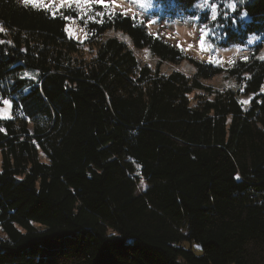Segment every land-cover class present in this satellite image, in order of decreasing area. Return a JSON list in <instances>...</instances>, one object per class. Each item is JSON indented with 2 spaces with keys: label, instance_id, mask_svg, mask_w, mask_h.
Instances as JSON below:
<instances>
[{
  "label": "trees",
  "instance_id": "obj_1",
  "mask_svg": "<svg viewBox=\"0 0 264 264\" xmlns=\"http://www.w3.org/2000/svg\"><path fill=\"white\" fill-rule=\"evenodd\" d=\"M151 2L216 27L219 50H258L223 68L100 7L79 43L63 16L0 0V264H264V0ZM183 61L192 76L160 72ZM221 74L237 89L204 86Z\"/></svg>",
  "mask_w": 264,
  "mask_h": 264
},
{
  "label": "rangeland",
  "instance_id": "obj_2",
  "mask_svg": "<svg viewBox=\"0 0 264 264\" xmlns=\"http://www.w3.org/2000/svg\"><path fill=\"white\" fill-rule=\"evenodd\" d=\"M20 2L24 3V0H19ZM241 2H244L245 0H239ZM45 2L53 3L54 5H59L61 0H45ZM107 3L112 4L113 7L110 9L112 13H121L125 16L132 17L133 13L137 14V11L140 12L143 15H148V12L150 10H155L151 0H106ZM237 2V1H236ZM235 2H231L228 4V6L231 9V12L233 11L231 8V4ZM31 4V3H30ZM212 5L209 2H201L195 10L198 8L201 11L206 10L209 13V21L213 22L215 20H212ZM216 5V4H215ZM236 5V3H235ZM217 6V5H216ZM97 7H100L103 9L102 6L93 4L92 9L90 12H88V15H91L93 12V9H96ZM132 8V9H130ZM46 11L50 12V14L55 12V15L59 16H71L73 20H75V23H72L71 21H67V25H70L72 27V30L74 32V36L70 37L75 41H78L79 43H84L88 38V33L86 30L85 20H87V16H84L83 19L79 18L80 10L76 9L75 4L73 3L72 7H67V0H65V7H57L54 9H45ZM105 10V9H103ZM53 15V14H52ZM216 16L218 17V6L216 11ZM243 21H247V18L245 17L244 13L242 14ZM166 17L162 16L161 20L159 22H152L150 20H147L146 18L140 19L141 22L145 25L146 30L152 34V35H158L162 39L170 42L171 44L179 47L184 52H186L189 56L198 59L200 61H205L208 63H213L215 65H219L223 68H225L230 60L242 58V56H247L249 52H254L255 50H258L257 48L259 45L257 44L259 42V39L250 37L248 39V46L245 48H237V47H231L228 49H218L215 45L209 43L207 39H209V36L212 34V32L215 31L216 27H210L209 25L201 26L197 22H169L164 23ZM161 26V28L159 27ZM168 29L169 33L163 34V30ZM161 35H160V34ZM69 37V36H68ZM106 37H117L119 40L126 42V44L130 47V49L133 51L134 55L136 56L137 60L140 64L147 65L150 68H154L157 64V60L153 58L147 50H136L134 49L131 44L128 42V40L125 37H122L120 34H115L112 32L107 33ZM201 37H203L204 40V47H201ZM210 40V39H209ZM257 45V46H256ZM251 46V49L249 47ZM208 50L210 52H208ZM84 52L87 54L88 49L85 47ZM259 58L264 60V47H262L259 51ZM173 71L181 72L185 74L186 76L190 77L194 73V69L191 66V64L187 61H183L178 64H162L160 66V72L161 73H170ZM204 86H212L215 90L223 91L225 89H237L236 82L232 79H228L226 77V74H221L215 78H212L211 80L204 81ZM204 95V93H193L189 98L191 101L195 97H198L199 95ZM259 94L264 95V83L259 91ZM251 97H245L241 96L240 101L244 104L246 107L250 101ZM244 101H248V103H244ZM2 107H4L2 105ZM0 107V108H2ZM11 111L10 110V116H4L3 114H0L1 120H8L11 118ZM147 189H149V186L144 183L140 182L138 185V191L137 193H144Z\"/></svg>",
  "mask_w": 264,
  "mask_h": 264
},
{
  "label": "snow or ice",
  "instance_id": "obj_3",
  "mask_svg": "<svg viewBox=\"0 0 264 264\" xmlns=\"http://www.w3.org/2000/svg\"><path fill=\"white\" fill-rule=\"evenodd\" d=\"M30 3L32 7L38 9H54L57 7H65V0H61L59 5H54L53 3L45 2V0H24L25 6H28ZM73 3L75 4L76 9L80 10V14H79L80 19H83L84 16H87V20H85V25H87L89 21L95 23H103V18L106 14L105 11H97L92 15H88V12L91 11L93 4L100 5L103 7V9L109 10L107 12L109 18H111V16L114 15V13L110 11L113 5L107 3L106 0H67V7L71 8ZM231 8L232 10H235L236 8L235 3L231 4ZM216 11H217V6L214 4L212 5V12H213V15L211 17L212 20H215L217 18ZM52 14L55 17L54 11ZM97 16H99L101 19L96 20ZM64 19L71 21L72 23H75V20H73L71 16H66L64 17ZM0 31H2V29H0ZM64 31L67 33L69 37L74 36V32L70 25H66ZM0 43H3V41H0ZM201 47L202 48L204 47L203 37H201ZM25 77H30L31 79H35V77L30 76V73L28 72L23 73V75L20 78H25ZM0 103H2V105L4 106L0 108V114H3L4 116H10V110L12 108L10 99L0 97ZM244 103H248V101H244ZM260 103H264V101H261ZM2 130L3 129H0V131ZM236 179H239V177L237 176Z\"/></svg>",
  "mask_w": 264,
  "mask_h": 264
},
{
  "label": "clouds",
  "instance_id": "obj_4",
  "mask_svg": "<svg viewBox=\"0 0 264 264\" xmlns=\"http://www.w3.org/2000/svg\"><path fill=\"white\" fill-rule=\"evenodd\" d=\"M135 15H137V16H139L140 17V19H142V18H144L143 16H141V15H139V14H135ZM133 16V15H132ZM136 18V17H135ZM139 19V18H138ZM139 19V20H140ZM160 28H161V26H159ZM167 33H169V30L168 29H164L163 30V34H167ZM160 34V33H159ZM161 35V34H160ZM257 46V45H256Z\"/></svg>",
  "mask_w": 264,
  "mask_h": 264
}]
</instances>
